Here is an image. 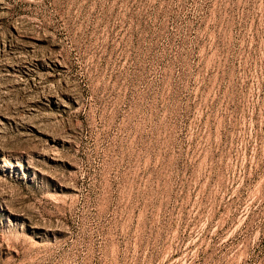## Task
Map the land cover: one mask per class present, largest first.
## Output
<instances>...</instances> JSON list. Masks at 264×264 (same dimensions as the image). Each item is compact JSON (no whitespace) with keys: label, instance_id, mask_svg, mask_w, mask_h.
Returning <instances> with one entry per match:
<instances>
[{"label":"rangeland","instance_id":"1","mask_svg":"<svg viewBox=\"0 0 264 264\" xmlns=\"http://www.w3.org/2000/svg\"><path fill=\"white\" fill-rule=\"evenodd\" d=\"M0 264H264V0H0Z\"/></svg>","mask_w":264,"mask_h":264}]
</instances>
